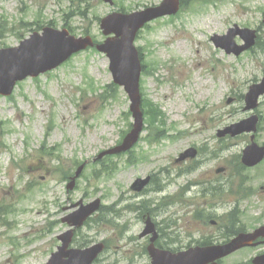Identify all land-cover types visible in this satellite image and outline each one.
Masks as SVG:
<instances>
[{
	"label": "rangeland",
	"instance_id": "1",
	"mask_svg": "<svg viewBox=\"0 0 264 264\" xmlns=\"http://www.w3.org/2000/svg\"><path fill=\"white\" fill-rule=\"evenodd\" d=\"M160 1L114 0L111 4L103 0H0V48L19 45L31 36L37 22L47 25L51 21L58 28L67 24L76 35L88 30L102 40L105 35L100 20L117 10V5L134 10ZM79 10L85 11V17L78 15ZM263 16L264 0H187L176 15L155 20L139 33L136 45L145 63L143 96L166 112L165 133L171 137L154 144L143 140L134 153V158L140 152L147 153L153 161L150 166L163 170L160 179L166 187L128 203L142 202L143 197L150 195L160 208L164 196L180 195L187 188L181 185L200 179L211 165L225 166L224 176L231 173L228 160L241 154L245 139H222L217 130L251 114L245 109L242 95L264 76V51L257 48L236 57L216 47L211 36L224 34L238 23L259 29L264 37ZM117 22L122 24L119 19ZM11 57L7 56V60ZM5 58L3 55L1 61ZM153 61L156 69L152 68ZM109 63L104 53L87 49L53 71L19 82L10 96L0 94V206L7 205L9 209L0 211V264H43L59 243L57 235L66 229L57 222L67 213L65 208L80 199L87 202L97 197L102 198L105 206L114 204L113 209H123V214L116 217L115 213L109 214L119 226L109 227L104 215L109 207H104L92 226L79 232V238L90 239V244L106 241L107 250L97 264H146V240L138 236L144 221H132L129 225L126 201L122 199L130 191L133 178L144 172L143 164L121 157L114 161L118 164L117 172L107 176L94 174L90 161L78 186L70 192L54 172L60 164L71 166L74 172V161L92 160L99 151L117 144L122 131L133 121L126 114L130 100L122 87L114 93L111 103L106 104L99 96L102 87L113 81ZM91 81L96 91L89 88ZM229 99L232 100L228 102ZM258 110L264 116V97ZM257 137L259 143H264V129ZM189 146L203 147L211 164L201 165L199 174L182 176L183 183L175 185L170 177L173 159ZM260 170L248 173L256 175ZM261 183L262 180L257 184ZM195 188L164 212L168 216L171 211V229L177 228L178 235H183L184 223L191 221L190 212L204 204V197L197 196ZM258 196L250 199L252 209L248 218L257 215L258 205H264L257 203ZM234 201L233 195L225 197L217 214L224 213ZM129 210L130 216L136 218L139 211L135 213V207ZM180 218L178 225L175 220ZM125 221L129 234L124 237L120 229ZM215 230L208 225V233ZM161 242L167 243L165 238ZM251 254L252 251H240L225 258L222 264H236Z\"/></svg>",
	"mask_w": 264,
	"mask_h": 264
},
{
	"label": "water",
	"instance_id": "2",
	"mask_svg": "<svg viewBox=\"0 0 264 264\" xmlns=\"http://www.w3.org/2000/svg\"><path fill=\"white\" fill-rule=\"evenodd\" d=\"M178 8V0H164L160 6L149 8L137 14L124 16L125 19L139 17L138 22L135 25H132L130 30H124L119 27L110 26V23L107 20L112 16L103 20V27L109 28L108 31L105 29V33H111L113 30L116 33V37L108 38L103 44L98 45V48L107 52L108 56L110 57L111 70L113 72L114 79L117 83L124 85L125 89L128 91L132 100L131 108L136 118L135 127L132 132L127 135L124 143L106 151L105 153H115L130 148L131 145L136 142L139 132L142 130L143 114L140 109L141 96L139 93L141 62L138 51L133 44L138 29L146 21L164 14L175 13ZM238 33L245 38V45L239 46L233 41V37ZM52 34L56 35L55 40H49L47 42L41 43L37 42V44L32 47H29V45L32 44L31 41H24L22 42L20 48H12L0 51V55L18 52V54L22 56V58L19 59L20 65L22 66H18L16 68L10 67L8 63H0V91L2 93L10 94L17 80L23 79L29 74L37 75L41 71L53 68L66 60L74 52L82 48H86L88 45L94 44L92 38L89 36L85 38H75L74 36L67 37L68 31L65 29L62 31L45 29L44 36L36 35V37H38V39L47 40ZM255 38L256 34L254 30L239 29L237 27L231 29L228 36L216 37V42L218 45L225 47L228 52L240 54L244 49L249 48L255 43ZM263 92L264 81L263 84L257 85L252 93H249V96L255 94V97H257ZM254 128V126H242L238 129H235L233 133H238L246 129L251 130ZM255 148L256 147L254 146L246 150L245 158L248 159V161H246L248 164L255 163L263 156V150L260 149L259 152H256L254 150ZM81 170L82 168L78 171L77 176L80 174ZM73 184L74 183H72L70 187H73ZM99 203L100 201L96 200L89 205L83 206L79 211H77L75 215H80V217L76 223L80 225L86 217H88L99 207ZM70 235L71 232L67 233V236L70 237ZM240 240L241 238H238L229 244L218 246L217 248L204 249L201 252H198L197 260L194 255H191L192 253L190 252H185L176 256L168 252L152 250V254L154 256L153 264H198L196 261L199 259H204V261L205 259L215 260L231 253L236 248H238L240 245L237 243L243 244L240 242ZM102 249V245L99 244L86 250H70L69 259H61V263L57 264H91Z\"/></svg>",
	"mask_w": 264,
	"mask_h": 264
},
{
	"label": "flooded vegetation",
	"instance_id": "3",
	"mask_svg": "<svg viewBox=\"0 0 264 264\" xmlns=\"http://www.w3.org/2000/svg\"><path fill=\"white\" fill-rule=\"evenodd\" d=\"M188 161H194L191 159H187ZM190 171H195V169H190ZM217 173L221 172L219 170H216ZM148 176H150L148 185L146 187L143 188V190L141 191L142 194L148 192V191H153L154 189H156L158 187L157 184V180L155 179L156 174L155 173H150ZM198 183H202L204 184V189L207 190L210 187H219L221 185H223V183L225 182L224 177H219L214 175V171L213 169L206 171L203 174V177L201 176L200 181H195ZM202 194L204 196L207 197V194L205 191H202ZM169 200L171 202V195H169ZM156 204V203H155ZM171 205V204H170ZM145 205H143V202L140 203L139 205V212L141 210H144ZM149 208V207H148ZM153 208V207H152ZM159 207L155 206L153 208V210H149V211H143L142 212V219H144V223L146 221L147 216L153 220L154 222V226L155 229L158 230L159 232V237L163 234L161 228H164L165 226L169 227V236H168V247L169 249H171V211L168 213V216L166 214H164L163 212H159ZM210 212H214V209L211 208ZM191 213V223L189 225L190 228H192V231H194L195 233H200V235L198 237H195L192 239H190V236L187 238V242L185 244V248H188L190 246L193 245H207L208 241L207 240H203V236L205 234H203V230L204 228H206V224L208 222V213H207V209L206 207H203L201 205H198L194 211L190 212ZM212 223L213 220H211ZM261 225V224H260ZM255 229V228H254ZM250 231V230H249ZM188 235H190V233L188 232ZM149 236H147L145 238V240H149ZM218 240L216 239L215 242H217ZM212 242H214L212 240ZM255 244L253 246L250 247H245L243 249H250L252 251H256L259 253H264V236L258 237L255 242ZM256 254V255H257Z\"/></svg>",
	"mask_w": 264,
	"mask_h": 264
},
{
	"label": "trees",
	"instance_id": "4",
	"mask_svg": "<svg viewBox=\"0 0 264 264\" xmlns=\"http://www.w3.org/2000/svg\"><path fill=\"white\" fill-rule=\"evenodd\" d=\"M148 112H149V114L154 116V118H158L159 116H163L164 115L157 105L151 106Z\"/></svg>",
	"mask_w": 264,
	"mask_h": 264
},
{
	"label": "bare ground",
	"instance_id": "5",
	"mask_svg": "<svg viewBox=\"0 0 264 264\" xmlns=\"http://www.w3.org/2000/svg\"><path fill=\"white\" fill-rule=\"evenodd\" d=\"M199 64L201 65L202 62L199 61ZM122 199H123V201H127V200L129 199V197H128L127 195L124 194L123 197H122Z\"/></svg>",
	"mask_w": 264,
	"mask_h": 264
}]
</instances>
